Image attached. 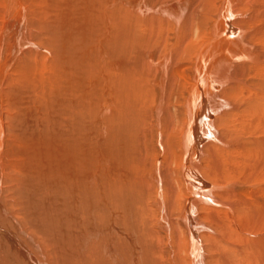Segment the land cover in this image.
<instances>
[{
  "label": "bare ground",
  "instance_id": "bare-ground-1",
  "mask_svg": "<svg viewBox=\"0 0 264 264\" xmlns=\"http://www.w3.org/2000/svg\"><path fill=\"white\" fill-rule=\"evenodd\" d=\"M0 228L6 264H264V0H0Z\"/></svg>",
  "mask_w": 264,
  "mask_h": 264
},
{
  "label": "rangeland",
  "instance_id": "rangeland-1",
  "mask_svg": "<svg viewBox=\"0 0 264 264\" xmlns=\"http://www.w3.org/2000/svg\"><path fill=\"white\" fill-rule=\"evenodd\" d=\"M6 226H7V225H6ZM0 229L2 230V231L0 230V232H3V233L5 232L4 229H2V228H0ZM25 235H26V236H25ZM25 235L23 236L24 240H26V238L29 239L28 237L31 236L30 239H29V240H26V241H24V240L22 241V242L24 243V244H23L24 246H23V245H19V244H17V245L15 244V246H18V247H16V249H18L19 251H17V250H16V251L14 250V251L16 252L15 254H17V255H16V259H17V261L20 260V262L23 263V264H30V263L32 264L33 261L35 262V258H33L32 255H35L34 257H37V254H38V255L41 254V256H39L38 258H40V257L42 258L44 255L47 254L48 250L51 249V246H52V245H50V244L47 245V244H46L47 246H44L45 244L43 243L42 238H40L38 235H35V236H34L35 238H32L33 235H34V233H32L31 231H30V233L27 231V233H26ZM27 235H30V236H27ZM21 237H22V236H21ZM36 237H37V238H36ZM23 238H22V239H23ZM32 239H33V240H32ZM36 239H37V240H36ZM13 240H14V241H13ZM13 240H12V239H8V240L6 239L7 242H6V241H5V242H0V246L3 245V246H1L2 249L0 248V255L3 256V259H4L5 264H6L8 261L10 262V261L14 260L13 257H12L13 255L11 256V253L9 252V251L12 250V249H8V248H10V247L12 246V245L8 244V242H9V243H13V244H14V242L17 243V241H16L15 238H13ZM30 240L32 241V243H35V242H37V243H36V244H32L31 242H29ZM33 241H34V242H33ZM40 241H41L42 244L40 243ZM25 242H28V244L25 243ZM2 243H3V244H2ZM25 244H26V245H25ZM37 244H39V245H37ZM9 245H10V246H9ZM27 245L29 246V248H28ZM31 245H32V246H31ZM33 245H34L35 247H36V246L38 247V248H37V247L35 248L36 252H35V250L32 249V248H34ZM7 246H8V247H7ZM26 246H27V247H26ZM41 246H42L43 248H41ZM12 247H13V246H12ZM24 247H26V248L24 249L25 251L22 250ZM48 247H49V248H48ZM30 248H31L34 252H33ZM39 248H40V249H39ZM46 248H47V251H46ZM13 249H14V248H13ZM38 249H39V250H38ZM42 249H45L46 252H44V250H42ZM20 250H21L22 252L26 253V254L22 253ZM29 250H31V251H29ZM41 250H42V251H41ZM28 251H29V252H28ZM38 251H39L40 253H38ZM4 252H5V253H4ZM18 253H19L20 255H25V257L23 258V256H22V258H21V256H20V258H19V256H18L19 254H18ZM21 253H22V254H21ZM29 253H30L31 255H30ZM32 253H33V254H32ZM43 254H44V255H43ZM4 255L8 256V257H7L8 260H7V258H6ZM9 255H10V256H9ZM42 255H43V256H42ZM26 257H27V258H26ZM11 258H12V260H11ZM25 258H26V259H25ZM21 259H22V260H21ZM5 260H7V261H5ZM25 260H26V261H25ZM14 261H15V260H14ZM23 261H25V262H23ZM34 262H33V263H34ZM21 263H19V264H21ZM35 263H36V262H35ZM35 263H34V264H35Z\"/></svg>",
  "mask_w": 264,
  "mask_h": 264
}]
</instances>
